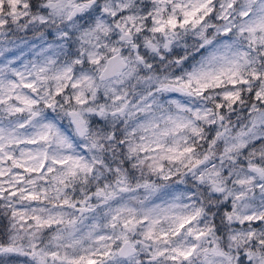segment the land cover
<instances>
[{
	"label": "clouds",
	"instance_id": "clouds-1",
	"mask_svg": "<svg viewBox=\"0 0 264 264\" xmlns=\"http://www.w3.org/2000/svg\"><path fill=\"white\" fill-rule=\"evenodd\" d=\"M0 264H264V0H0Z\"/></svg>",
	"mask_w": 264,
	"mask_h": 264
}]
</instances>
